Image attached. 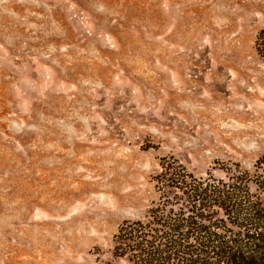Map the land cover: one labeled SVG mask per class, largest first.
<instances>
[{
    "label": "rangeland",
    "instance_id": "1",
    "mask_svg": "<svg viewBox=\"0 0 264 264\" xmlns=\"http://www.w3.org/2000/svg\"><path fill=\"white\" fill-rule=\"evenodd\" d=\"M264 0H0V264H130L176 161L264 156Z\"/></svg>",
    "mask_w": 264,
    "mask_h": 264
},
{
    "label": "trees",
    "instance_id": "2",
    "mask_svg": "<svg viewBox=\"0 0 264 264\" xmlns=\"http://www.w3.org/2000/svg\"><path fill=\"white\" fill-rule=\"evenodd\" d=\"M255 47L264 60V29ZM254 168L195 177L176 161L161 163L157 201L143 219L119 226L113 256L130 264H264V156Z\"/></svg>",
    "mask_w": 264,
    "mask_h": 264
}]
</instances>
